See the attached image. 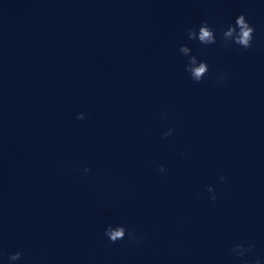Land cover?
<instances>
[{"label": "clouds", "instance_id": "obj_1", "mask_svg": "<svg viewBox=\"0 0 264 264\" xmlns=\"http://www.w3.org/2000/svg\"><path fill=\"white\" fill-rule=\"evenodd\" d=\"M237 29L239 31L235 42L239 45H243L244 49L251 47L250 41H252L253 39L254 28L250 26L248 20L243 14L239 15L235 19V23L233 25L228 26L227 31H224L223 36L230 37L233 35V33L237 32ZM193 36H195V33H193ZM199 40L201 42H213V43L215 42L213 37V31L209 29L207 24H205V26L200 28ZM203 71H204V66L202 65L199 69H197V76H199V74ZM160 171H163V166H161ZM221 179H223V177H221ZM122 236H123L122 230H118L116 232L110 233L111 242L115 243L117 239L121 238ZM12 258L14 259L15 256H13Z\"/></svg>", "mask_w": 264, "mask_h": 264}]
</instances>
